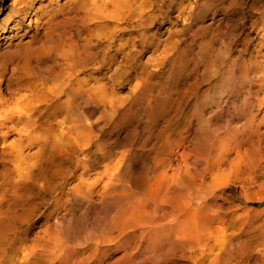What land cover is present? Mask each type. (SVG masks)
I'll use <instances>...</instances> for the list:
<instances>
[{"label":"bare ground","instance_id":"1","mask_svg":"<svg viewBox=\"0 0 264 264\" xmlns=\"http://www.w3.org/2000/svg\"><path fill=\"white\" fill-rule=\"evenodd\" d=\"M135 4L67 0L0 26V264H264V21L254 47L240 51L237 62L211 38L198 39L202 30H217L220 18L195 24L191 40L221 78L218 86L240 83V64L255 63L263 89L229 117L218 106L210 112L196 106L181 129L176 107L154 91L159 70L150 69L162 68V41L169 54L181 30L170 28L161 40L159 14H138ZM74 20L81 29L72 33ZM30 30L29 39H19ZM91 38L112 46V74L81 75ZM145 44L152 53L142 58ZM221 59L227 69L218 66ZM131 72L134 91L117 97L108 80L118 84ZM137 118L145 127L157 123L147 146L144 139L135 144ZM125 126L112 141L102 133ZM110 156L111 165L84 177ZM66 162L80 171L71 195L57 202L58 236L50 238L43 223L46 237L20 240L16 225L29 220L38 197L62 189ZM29 182L38 183L37 198L27 193ZM100 214L104 222L90 227L88 219Z\"/></svg>","mask_w":264,"mask_h":264},{"label":"rangeland","instance_id":"2","mask_svg":"<svg viewBox=\"0 0 264 264\" xmlns=\"http://www.w3.org/2000/svg\"><path fill=\"white\" fill-rule=\"evenodd\" d=\"M66 2L67 0H0V26L12 25L15 20H19L22 17L24 12L31 14V12H35L36 10V13L40 14L42 10L49 11L53 7L57 8L58 4ZM135 2L134 8L136 13L148 14L156 12L159 14L160 22L156 24V29H158L156 31L157 35H161V40L165 37L168 29L171 28L174 31L181 30L180 38L172 37L173 40H176V48L169 54L168 50L164 47V41H162V48L165 49L159 54L164 60L162 68L150 66V69L154 71L159 70L158 74L152 77V81L155 83L154 91L159 97L168 100L169 103L172 102L173 106L176 107L177 121L175 124L178 123L177 127L179 126L180 128L181 126V129L185 128L186 119L196 106L206 105V109L209 112L218 106L222 109L223 117H229L233 114L234 108H237L242 103L245 105L248 100L251 101L260 95L263 89L260 86L262 81L259 77V68L255 63L252 64L254 67H249L250 64H248L249 66L240 64L239 73L243 75L244 79L233 87L221 88L218 86L221 78L216 74L213 75L210 68H207L206 61L201 57L199 48L191 39L193 30L196 29L195 24L206 26L211 18L215 17V20L220 18L221 25L217 30L208 29V33L206 30H202L198 39L203 41L202 39L211 38L210 40L214 43L213 46L215 48L218 45H222L223 49L225 47L227 53H229L228 58L237 62V56L240 51L248 53L256 43L259 36V27L264 21V0H135ZM196 12L199 14L196 16L198 17L197 19L195 17ZM57 13L60 17L67 16L63 11H58ZM188 21H192L193 23L191 30L190 28L183 27V24ZM69 23L72 26V33L81 29V26H78L77 20L70 21ZM22 32L23 30H20V33ZM31 32L33 31L30 30L28 36H20L19 39L21 38L25 42L29 39ZM82 33L84 34V32ZM147 39H151L150 34L147 35ZM86 44V52L91 54V58L85 62V71L81 75L85 73H96L97 76H101L102 74L109 75L107 73L111 72L107 70V66L112 55V46L110 48V46L105 44L97 43L95 38H91ZM210 52L207 55V61L212 59V52ZM151 53L152 47L145 44L142 58H147ZM170 55H172L173 60L166 62L167 57ZM219 62H217L219 67L224 66L222 70L227 69L223 59ZM134 76L135 73L131 72L120 83L112 85V81L108 80V84H110L111 89L113 88L117 97L126 98L134 91ZM195 82L199 84V88L196 92H192L191 86ZM214 91H217L215 103L208 100L212 97ZM179 99L181 100L180 102ZM178 105L180 106L178 107ZM132 122L137 127L138 137L137 142H135L137 146L142 143V139H144L143 143L146 146L153 141L152 133L158 127L157 123L155 127H151V123L145 127L143 118L133 119ZM127 130L128 126H125L119 133L114 131L111 134V127H106L102 133L107 131L105 138L112 141L118 134L119 136H123ZM142 130L145 131L142 132ZM105 147L111 150L108 145ZM98 161L100 163L94 169L88 171L84 177H95L97 172H100V168H96L98 165H111V156L108 159H99ZM141 162L142 159L138 160L136 164L140 165ZM73 167V162H66L64 164V170L69 172V178L62 179L64 182L62 189L56 194L45 196L43 201L39 200L40 197H38L36 199L37 205L35 211L31 214L29 220L16 225V234L20 237V240L23 238L29 242L34 238L46 237L43 223L49 225L48 234L50 238L58 236V225L60 223L57 220L56 213L61 211V207L57 202L61 198L60 195L62 197L64 195H71L70 186L76 181L75 178L78 177L80 171ZM27 187L29 190L27 193L33 199L37 198L35 193L39 189L38 183L29 182ZM104 220V215L100 214L89 218L88 223L90 227L94 226L95 228L102 224ZM51 264L57 263L53 262Z\"/></svg>","mask_w":264,"mask_h":264}]
</instances>
